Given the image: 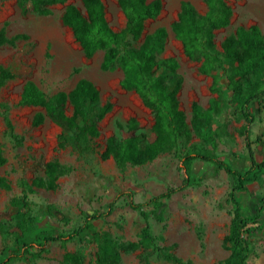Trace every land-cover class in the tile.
Listing matches in <instances>:
<instances>
[{
    "label": "rangeland",
    "instance_id": "1",
    "mask_svg": "<svg viewBox=\"0 0 264 264\" xmlns=\"http://www.w3.org/2000/svg\"><path fill=\"white\" fill-rule=\"evenodd\" d=\"M181 1L163 0L160 14L146 21L140 41L159 26L167 29L161 56L174 57L178 62V71L183 78L178 94L179 105L190 122L192 102L206 108L214 95L209 90L211 77L199 73L200 63L184 54L182 44L170 29ZM189 1L199 13L206 11L203 0ZM102 2L109 25L114 30L121 29L125 17L117 0ZM228 3L233 10L230 22L214 31V42L218 49H221L222 40L234 33L238 26L257 25L264 35V0H228ZM67 4H75L83 10L81 0H68L65 4L52 5L49 15L22 14L17 0H0V29L4 27L8 36H25L14 45L0 46V66L9 68L14 74L0 88V103L9 105L15 131L23 136V142L14 146L5 135V125L0 115V145L8 159L6 164L0 166V176H6L10 184L9 189L0 188V220L9 222L16 214L17 210L10 205V200L20 193L19 178L32 179L43 175L41 170L31 168L34 161L55 158L72 168L57 180L55 190H39L30 195L35 224L32 231L25 235L26 240H31L41 231L66 233L81 223V213L90 214L103 209L119 191L131 190L135 202L143 203L167 187L179 185L182 180L173 153L162 154L143 165L128 166L123 171L116 168L112 158H101L109 136H126L125 123L130 118H135L139 129L146 132L153 123V117L135 92L122 88V71L119 68H101L102 50L90 59L84 56L71 29L61 20ZM80 78L90 80L98 88L102 104L106 101L112 104L111 111L99 123V137L92 141L91 150L81 155L71 145L58 147L57 137L61 128L49 118H45L41 125H32L33 115L43 111L42 108L18 105L26 80L34 81L46 95L51 96L58 91L69 92ZM250 108L256 115L251 125L250 139L254 141L252 148L255 159L260 162L264 160V98L258 103H251ZM222 123L226 124L229 136L218 142L216 154L231 166L247 170L250 165L247 149L244 137L239 132L244 120L226 108L224 113L216 117L214 127ZM198 141L193 135L190 143ZM189 173L192 179L202 178V181L164 200L160 208L162 222L153 218L152 206H144V210L150 213V231L158 237V246L174 244L171 251L183 261H189V264H220L228 254L223 239L231 219L227 195L234 179L223 170H216L211 163L201 160L189 164ZM237 198L251 229L247 264H264V170L255 181L247 183L246 192L237 193ZM47 204H53L69 218V222L65 224L56 216H48L45 213ZM143 226L140 214L120 198L113 213L104 220L94 221L92 228L109 232L116 242H129L138 239ZM13 248L12 236L0 234V259ZM47 249L45 258L27 255L14 264H59L65 251L79 254L80 264H96L97 246L91 234L64 243L50 242ZM143 251L121 252V260L124 264H140ZM151 264L175 263L162 256L152 255Z\"/></svg>",
    "mask_w": 264,
    "mask_h": 264
},
{
    "label": "trees",
    "instance_id": "2",
    "mask_svg": "<svg viewBox=\"0 0 264 264\" xmlns=\"http://www.w3.org/2000/svg\"><path fill=\"white\" fill-rule=\"evenodd\" d=\"M67 1L17 0V5L22 14L49 15L52 5L65 4ZM203 2L206 11L199 13L189 0H182L176 19L170 24L174 37L182 44L184 54L200 63L199 73L211 77L209 90L214 96L206 108L192 102L190 122L179 105L178 94L183 78L178 71V62L174 57L161 56L167 29L159 26L140 41L146 21L160 14L163 0H117L125 17V24L119 30H114L107 22L102 0H81L83 10L75 4L65 6L61 15L62 23L71 29L84 56L90 59L97 51L102 50L101 68H119L122 71V88L135 92L153 117V123L146 132L139 129L135 118H130L125 123L126 136H109L101 158H112L116 168L123 171L128 166L143 165L162 154L173 153L178 161L182 180L179 185L167 187L143 203L135 202L131 190L119 191L103 209L90 214L81 213V223L66 233L41 231L31 240H26L25 235L32 231L35 224L30 195L39 190H55L57 180L72 170L69 165L55 158L48 161L36 160L31 168L41 170L43 175L32 179L19 178L20 193L10 200V205L17 210L16 214L9 222L0 220V234L11 235L14 245L0 259V264H14L27 255L45 258L50 242L64 243L88 234H91L97 246L96 264H124L121 252L138 249L144 250L140 256V264H151L152 255L162 256L175 264H189V261H183L171 251L174 244H156L158 237L150 231V213L144 210V206H152L153 218L162 222L160 208L164 200L202 181V178L192 179L189 173V164L194 160L211 163L216 170H223L234 179L227 195V202L231 205V219L223 239L228 254L220 264H247L251 229L243 216L237 193L246 192L247 183L255 181L264 170V160L258 162L255 159L252 148L254 141L250 139L251 125L256 118L250 104L258 103L264 98V35L257 25L238 26L234 33L222 40L221 49H218L214 42V31L229 24L233 10L228 0ZM24 38L22 34L8 36L4 27L0 29V46L14 45ZM13 77L9 68L0 66V88ZM18 105L42 108L43 111H37L33 115L32 125H41L45 118H49L61 128L57 137L58 147L71 145L79 155L91 150L92 141L100 135V121L112 109L109 101L102 104L98 88L86 78L78 79L69 92L58 91L51 96L46 95L34 81L26 80ZM226 108L234 116H241L244 120L239 132L244 137L250 164L245 171L231 166L216 154L218 142L229 136L225 123L214 127L216 117L224 113ZM256 111L258 112V108ZM9 112V105L0 103L5 135L14 146H18L23 142V136L15 131ZM193 135L199 139L198 143H190ZM257 140L258 138L255 139ZM7 160L0 145V166L6 164ZM0 188H10L6 176H0ZM120 198L132 210L137 211L144 222L136 241L116 242L109 232L92 228L94 221L104 220L113 213ZM45 213L51 217L56 216L65 224L69 222V218L53 204L46 205ZM10 228L13 230L10 231ZM80 263L81 256L68 251L62 254L59 261V264Z\"/></svg>",
    "mask_w": 264,
    "mask_h": 264
}]
</instances>
